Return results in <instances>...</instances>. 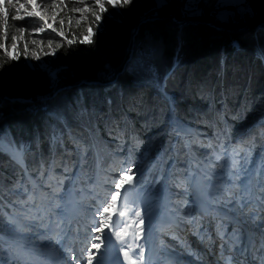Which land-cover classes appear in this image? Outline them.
Wrapping results in <instances>:
<instances>
[{
  "label": "trees",
  "instance_id": "16d2710c",
  "mask_svg": "<svg viewBox=\"0 0 264 264\" xmlns=\"http://www.w3.org/2000/svg\"><path fill=\"white\" fill-rule=\"evenodd\" d=\"M49 1L65 20L92 8L101 14V26L85 13L86 19L82 16L78 28L68 30L64 38L49 32L37 36L34 32L42 25L38 19H13L20 16V5L0 0V8L8 9L6 46L10 51L13 35L21 41L18 60L0 48V140L26 149V170L36 182L48 183L54 170V181L61 184V199L67 205L63 220H69L72 210L70 190L80 201L83 194L103 188L107 172L113 169L132 167L133 181L154 192L147 206L152 210L150 221L158 214L156 194L169 181L192 188L199 177L214 187L208 171L217 152L226 150L223 170L238 161L239 177L252 176L254 183L260 178L264 171V136L260 135L264 132V58L260 56L264 0H249L253 15L243 20L217 22L209 8L203 17L187 20L191 24L171 20H179L176 5L182 0H169L158 15H150L155 0H132L122 8L101 0L107 9L103 13L96 0ZM205 2L216 0L201 3ZM156 17L166 19L141 24ZM90 25L92 43H80ZM239 27L248 29L226 31ZM3 34L0 15V43H5ZM30 34L42 39L34 52L40 59L48 60L50 68H66L58 72L57 81L47 71L28 66L23 41ZM52 50L55 55L45 54ZM29 59L36 60L30 52ZM160 77L165 78L163 89L157 82ZM18 98L28 102L11 101ZM172 120L203 134L207 139L203 149L196 136L177 137ZM185 143H191V151L183 147ZM233 149L240 158L233 159ZM63 170L66 175L61 178ZM18 187L26 192L33 188L22 167L0 151V250L11 249L24 264L31 260L23 253L18 227L8 222L14 209L9 204L27 198L15 194ZM146 225L135 241L143 249L151 229ZM159 228L154 225V230Z\"/></svg>",
  "mask_w": 264,
  "mask_h": 264
},
{
  "label": "rangeland",
  "instance_id": "374dc122",
  "mask_svg": "<svg viewBox=\"0 0 264 264\" xmlns=\"http://www.w3.org/2000/svg\"><path fill=\"white\" fill-rule=\"evenodd\" d=\"M4 1L9 6L23 4V8H18L20 16L23 18L32 17L27 15L30 11L41 12L47 22L50 24L54 23L55 28L58 30L61 29L60 21L63 20L62 28L64 34L68 30L78 28V22L81 21L82 16L86 19V15H91L93 11L92 8H88V11L82 10L74 14V19L65 20L64 16L59 14L56 6L51 4L49 0H35L36 5L43 6L39 8L33 5L32 0H12V4H8L7 0ZM104 1L107 2V0ZM203 1L201 0V2ZM228 11L231 13L232 10L229 9ZM85 13L87 14L84 15ZM33 17L42 24L43 31H40V27L39 30L34 32L37 36L43 32L58 35L57 32L47 28L39 17ZM17 41L20 52L21 41L18 38ZM33 41H35L34 44ZM40 41H42L41 38L30 34L23 41V44L27 42L29 52L33 54L36 52V48L41 46ZM46 47L45 45L44 48ZM27 64L32 69L46 70L53 79L57 76V70L49 68L48 60L36 59L34 61L28 58ZM173 125L175 126L176 124L173 123ZM173 125L172 127H174ZM179 125L183 127V125ZM177 130L179 128L176 129V132ZM180 134L196 136L201 145L205 144L207 140L203 134L191 129L187 133L180 130ZM56 139L57 137L54 138V140ZM1 148L0 150L2 151ZM5 154L8 153L5 152ZM202 162L200 163L202 166L201 170H204L206 167ZM216 162V160H212L208 171L214 179V187L201 182L199 177L195 178V185L192 188L174 182L170 183L169 181L156 194L158 198V214L152 221H150L152 210H149L147 206L154 192L143 186L137 179L132 184H126L124 188L120 189L121 195L117 197L115 208L109 209L112 216L106 223L112 226L114 231H121L122 235L127 233V235H124V240L133 246L129 252V258L127 261L125 260L123 252L120 251L122 245L114 234L111 242H109L107 239L109 229L105 228L102 235L104 242L101 244L100 250H92L94 253L93 264H96L97 259L102 264H141L136 255L140 251L136 247L135 241L137 240L133 238V233L137 231L138 225V220H136L133 213L137 210L141 211L144 218V224L140 227H146L147 223L151 226L148 244L143 251L142 264H218L220 244L224 242L217 235L218 225L223 223L229 232L237 225L232 197L237 191L233 186L238 183L237 176L234 173H237L236 169L239 163L237 161L236 164L238 166L235 169L223 170ZM221 162L225 165L223 158ZM47 168L50 169V166ZM53 171L51 170L48 183H38L33 178H30L32 180V191L26 192L20 187L14 191L19 197H27L28 193L34 194L38 207H31L24 203L17 204L18 200L14 201L16 205H13V202L9 204L10 209H14H12V214L8 218L10 216L16 218L14 226L18 227L20 242L25 245L23 253L31 260V262L24 264H73L70 261V255H75L78 259L84 256L85 258L80 260V264H86V250L91 247L92 237L98 235V233L90 230L96 218L94 215L96 208L99 204L110 200L113 182L120 178V171L119 169H113L107 172V181L103 188L89 192L92 195L89 193L83 194L80 197V201L74 197V191L71 189L72 201L70 206L72 210L68 221L63 220V208L67 206L64 203L66 201L61 199L64 192L61 184L58 181H54L55 175L52 173ZM61 175V178L65 177V170L61 172ZM202 176L205 177V174ZM132 177L134 178L135 175ZM239 178L248 180L245 176ZM251 178L252 176H250L249 181ZM27 180H29V176H27ZM25 200L26 198L23 199V201ZM22 204H24L23 209H21ZM32 208L34 209L32 210ZM120 211H125L126 215L118 219L116 214ZM32 217L40 218L33 219ZM120 221H125L126 223H120ZM155 224H157V227L160 225L159 230H154ZM261 231H264V229H258L253 225L242 229L241 239L233 241L239 243L245 249L244 252L235 253L237 258L251 260L247 250L250 245L256 249L259 248L260 241H264V237L260 234ZM96 242L100 243L99 241ZM12 244L14 243L12 242ZM16 246L21 247L20 244ZM69 249L72 250L71 253H69ZM21 263L11 249L4 248L0 250V264Z\"/></svg>",
  "mask_w": 264,
  "mask_h": 264
},
{
  "label": "snow or ice",
  "instance_id": "6c2138e0",
  "mask_svg": "<svg viewBox=\"0 0 264 264\" xmlns=\"http://www.w3.org/2000/svg\"><path fill=\"white\" fill-rule=\"evenodd\" d=\"M8 4H12V0H7ZM32 3L35 7H43L42 5H36L35 0H32ZM107 3L112 7H125L131 5L132 0H107ZM96 6L99 8L100 13L107 11L104 4L101 3V0H96ZM169 6V0H155L152 11H150V15H158L159 12L167 8ZM21 8L24 7L23 4L20 5ZM212 9V15L214 20L217 22L227 23L230 21H234L236 19L243 20L247 16L253 15L251 6L248 3V0H216L214 4H209L207 2L201 3V0H182L181 3L176 5L177 11L180 13L179 22L200 18L206 14L207 9ZM229 9H231V13H229ZM88 8L83 9V11H88ZM74 11H81L79 9H74ZM0 15L4 17V34L3 39L5 43H0V48H4L5 53L9 56L10 59L18 60L20 57L19 47L17 37L15 35L12 36V44L10 46L11 51L6 46L8 30H7V20H8V9L7 8H0ZM28 16H37L40 20L44 23V25L51 29L54 32L64 38L65 34L63 31V23L64 21L61 20V29H56L54 23L50 24L47 22V19L41 14L39 11H30L27 13ZM93 17V24L97 27L101 26L102 16L95 11H92ZM13 19H23L21 16H14ZM175 19V18H174ZM23 33V29L20 30ZM40 31H43L41 28ZM94 35L92 31V26L88 27V34L83 37L79 42L80 43H92L91 37ZM74 40H69L68 43H73ZM35 41H33V44ZM49 48L52 47V42L49 41ZM60 45H57V48ZM46 55H55V50H52ZM23 55L25 58H29V48L28 43L25 42L24 44V52ZM261 58H264V49L260 51ZM33 59H40V56L36 53L32 54ZM164 77H160L158 79V84L160 88H164ZM264 128V126H261ZM177 137L180 136V130L176 132ZM261 136H264V132L260 133ZM201 146H204L203 144ZM183 147L189 151H191V143H185ZM208 148H212V145H207ZM232 152L234 153V160L236 158H240V152L236 149H233ZM226 154L217 152L214 159L218 162V166L223 168L224 163L221 162L222 157ZM238 165L233 162L230 164V167L235 169ZM133 172L132 167L124 168L120 170V178L117 181L113 182V191L110 194V200H107L104 203L98 205L95 211V219L93 222V226L91 227V231L98 233L91 239V247L86 250V264H93L94 253L93 249L99 251L101 244H103L102 235L104 233L105 228L109 229V235L107 239L109 242L112 240V235L114 234L116 238L120 241L122 247L120 251L123 252L125 260L127 261L129 258V252L132 250V244L127 243L124 240V233L122 235L121 231H114L113 227L106 223L107 220L111 219L112 213L109 212L110 208H115L117 197L121 195L120 189L124 188L126 184L133 183V177L129 175ZM25 174L27 175V170L25 169ZM237 176L238 183L234 184V188L237 191L233 194L232 201L234 204L235 212L234 215L237 218V225L232 228L231 232L227 228L224 227L223 223L218 225V232L217 235L220 240L224 241L220 244V253H219V260L218 264H264V241L261 242L258 249L254 248L253 246H249L247 250V254L251 256V260L239 259L235 255L236 252H244L245 249L240 246L239 243H235L233 241H238L242 237V229L248 227L249 225L256 226L258 229H264V171L261 172L260 178L254 183H250L249 180L240 179L239 173H234ZM127 190V189H125ZM26 191V190H25ZM24 204H28L31 207H38L36 204V196L32 193L27 194V198L24 201ZM24 204L21 205V209L24 208ZM117 218L124 217L126 215L125 211H120L117 214ZM136 220H138L137 225V232L133 233V238L139 240L143 234V228L140 226L144 224V218L141 211L137 210L133 213ZM33 219H37L40 217H32ZM8 222L10 224L15 225L16 218L14 216H10L8 218ZM120 223H126L125 221H120ZM251 230V229H250ZM261 236L264 237V231H261ZM231 238V239H230ZM99 241L100 243H97ZM136 247L140 249L139 253H137V257L139 258L141 264L143 262V245L136 244ZM69 253L72 252L71 249L68 250ZM84 251V250H82ZM102 255V254H101ZM84 256H81L79 259L75 255H70V261L73 264H80V260L84 259ZM96 264H102V262L97 259Z\"/></svg>",
  "mask_w": 264,
  "mask_h": 264
},
{
  "label": "bare ground",
  "instance_id": "6f19581e",
  "mask_svg": "<svg viewBox=\"0 0 264 264\" xmlns=\"http://www.w3.org/2000/svg\"><path fill=\"white\" fill-rule=\"evenodd\" d=\"M174 124H176L174 127L176 129L179 128V130L181 131H184V132H189L190 129L188 128H185V127H182L180 126L176 120H172ZM178 127V128H177ZM2 147V148H1ZM0 148L2 149V151L5 153L7 152L8 155L10 156V158L15 161L19 166L23 165V155L26 151V149L21 146L20 148H17L15 145L13 144H8L7 142L3 141V140H0ZM23 149V150H21ZM1 151V150H0ZM11 154V155H10ZM23 160V161H22ZM21 164V165H20ZM26 167V166H25ZM29 175V174H28ZM208 208V207H207ZM262 240L260 241V244H261ZM128 264H132V263H128ZM198 264V263H197Z\"/></svg>",
  "mask_w": 264,
  "mask_h": 264
},
{
  "label": "water",
  "instance_id": "95a60500",
  "mask_svg": "<svg viewBox=\"0 0 264 264\" xmlns=\"http://www.w3.org/2000/svg\"><path fill=\"white\" fill-rule=\"evenodd\" d=\"M248 2H249V0H248ZM156 19H166V18H162V17H156V18H153V19H147V20H143L142 22H141V24L142 23H147V22H150V21H152V20H156ZM171 20L173 21V22H175V23H178L174 18H171ZM179 24H191V22H188V21H183V22H179ZM206 25H208V26H210V27H212V28H214V29H216V30H224V29H222V28H220V27H217V26H215L213 23H206ZM244 29H248V28H246V27H239L238 29H236V30H226V31H237V30H244ZM53 58H54V56H53ZM49 66H50V62H49ZM50 68V67H49ZM51 69H56L57 70V74H58V72L59 71H64L66 68L65 67H62V66H59L58 68H56V67H54V68H51ZM41 70V69H40ZM42 71H46V70H42ZM49 74V73H48ZM49 76H50V74H49ZM100 76L103 78V79H107V74H104V73H101L100 74ZM51 77V76H50ZM52 79H53V77H51ZM53 80H56L57 81V76H56V78L55 79H53ZM84 83H86L85 81H84ZM60 90H62V89H59L58 91H56L54 94H56L57 92H59ZM11 101H13V102H28L27 100H22V99H12ZM30 102V101H29ZM173 125V123H172V121H171V126ZM183 127H185V128H188V129H191V128H189V127H186V126H184L183 125ZM192 130V129H191ZM23 161V160H22ZM21 165V164H20ZM21 167H22V169L25 171V169H26V167H25V163H24V161H23V165H21Z\"/></svg>",
  "mask_w": 264,
  "mask_h": 264
}]
</instances>
